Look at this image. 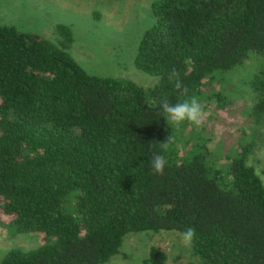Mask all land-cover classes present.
I'll return each instance as SVG.
<instances>
[{"label":"trees","instance_id":"trees-1","mask_svg":"<svg viewBox=\"0 0 264 264\" xmlns=\"http://www.w3.org/2000/svg\"><path fill=\"white\" fill-rule=\"evenodd\" d=\"M150 12L133 64L158 77L153 102L133 82L87 74L60 46L0 24V224L46 237L7 250L0 264H103L130 232L189 227L197 264H264L252 133L222 167L195 141L163 175L150 169L168 133L158 105L197 95L213 70L261 58L249 115L264 123V0H153ZM165 259L151 247L146 262Z\"/></svg>","mask_w":264,"mask_h":264},{"label":"rangeland","instance_id":"rangeland-1","mask_svg":"<svg viewBox=\"0 0 264 264\" xmlns=\"http://www.w3.org/2000/svg\"><path fill=\"white\" fill-rule=\"evenodd\" d=\"M152 1L0 0V24L60 46L87 74L133 82L147 101L153 102L150 89L158 77L139 71L133 64L140 35L154 21L150 12ZM259 63L261 58L253 56L244 63L206 75L195 95L203 107V122L200 126L185 122L183 127L168 123L164 141L171 135L174 142L164 150L167 159L188 157L190 148L199 141L209 152L208 163L213 168L222 167L236 155L241 144L249 141V131L254 147L247 162L264 186V123L255 125L249 115L256 100L249 80ZM185 136L189 139L182 145ZM66 205L73 209L72 201ZM45 240L42 233H11L0 224V259L11 248L32 249ZM151 247L164 253V264H197L189 248L181 245L179 233L165 230L126 234L118 251L103 264H148Z\"/></svg>","mask_w":264,"mask_h":264},{"label":"clouds","instance_id":"clouds-1","mask_svg":"<svg viewBox=\"0 0 264 264\" xmlns=\"http://www.w3.org/2000/svg\"><path fill=\"white\" fill-rule=\"evenodd\" d=\"M177 76L176 70L173 69L170 73V78ZM178 89L181 88V83L176 84ZM188 89L183 88L182 94L187 95ZM159 111L162 113L165 121L167 120L173 126L179 127L182 123L187 122L193 126H200L203 122L204 112L202 104L195 95L186 99L172 103L167 98L162 100L158 105ZM174 138L170 135L162 143H159L162 148L167 151L173 144ZM168 164V160L164 154L160 152L153 153L150 163V169L155 175H163L164 169ZM180 243L183 247L191 248L196 239V230L194 228H186L179 233Z\"/></svg>","mask_w":264,"mask_h":264}]
</instances>
